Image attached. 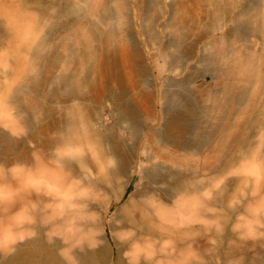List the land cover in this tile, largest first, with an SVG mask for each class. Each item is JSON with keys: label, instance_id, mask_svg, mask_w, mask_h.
I'll return each mask as SVG.
<instances>
[{"label": "rangeland", "instance_id": "rangeland-1", "mask_svg": "<svg viewBox=\"0 0 264 264\" xmlns=\"http://www.w3.org/2000/svg\"><path fill=\"white\" fill-rule=\"evenodd\" d=\"M49 109L81 119L93 156L76 152L90 157L69 174L78 193L47 187L51 200L40 208L26 196L28 161L14 159L29 154ZM0 130L11 138L0 141V264L28 240L25 252L35 253L19 264H68L75 251L82 264H126L113 236L131 210L116 212L138 179L131 173L156 165L163 178L148 190L172 221L149 213L132 225L145 237L138 264L169 254L172 264H260L264 216L244 213L251 184L240 170L264 160V0H0ZM187 140L203 145L182 148ZM122 164L129 172L115 176ZM129 178L121 199L107 203ZM88 185L87 218L100 227L77 250L73 211ZM91 249L103 262L86 256Z\"/></svg>", "mask_w": 264, "mask_h": 264}, {"label": "bare ground", "instance_id": "bare-ground-1", "mask_svg": "<svg viewBox=\"0 0 264 264\" xmlns=\"http://www.w3.org/2000/svg\"><path fill=\"white\" fill-rule=\"evenodd\" d=\"M69 86H71V84ZM69 94L71 95L72 92ZM177 96H176V99H177ZM170 101H173V100H170ZM127 103L129 105L128 108L130 109L129 113H131L136 118L137 113L135 112L134 109H132L134 106L129 102H127ZM171 103L173 104V102H171ZM70 106H71V108H73V104H71ZM126 106H127V104H126ZM46 112H47L46 118H48V120L46 119L47 121L45 123L46 128H44L45 130H42L39 132L40 137H39V135H37V136L35 135L37 133H33L30 136L31 137L30 138L31 139L30 140L31 146L29 148V154H20L19 156H17L14 159L16 162L22 161V160L28 161L29 172L31 174L29 182L32 184V186L27 189V192H26L27 195L26 196H27V198L30 199V201H31L30 204L33 207H36L38 205L44 206L45 204H47L51 200L50 198L47 197L48 193H50L48 191V188L50 189L51 186H57V187L63 186L64 187V186L69 184V189L72 188L71 191H73L74 193H78L79 192L78 188H80V186L77 185L76 183H75V185L73 184L72 179H70L71 177L69 174L74 173L76 171L75 170L76 165L78 166V164L80 167L87 169V164H88L87 161H89L88 159L90 157L89 158L86 156L83 157L80 154L76 155V152H81V151L84 152L86 150V151H88V153H89V151L91 152L90 153L91 155L89 154L90 156H93L92 151H93L94 140L92 138V135L90 134V129L88 127H86V125L81 121L80 118L76 117L74 115V113H71V112L59 114L58 117L53 116L54 115L53 109H51V110L49 109ZM136 121L138 122V120H136ZM194 122L195 121L191 120V121H187L185 124L187 127L188 126L192 127L194 125ZM31 125H32V123H31ZM11 126L12 127L10 128V131L14 132V124H11ZM10 139H11L10 136L8 134H6V132L0 130V141L8 142V141H10ZM201 142H199L197 140H187L185 143H181L180 145L183 146L182 148H188L191 146L201 147V145H203L202 144L203 142L202 143ZM40 148H42L43 151L45 150V151L51 152L50 154L46 155V157L49 160L51 159V161H47L48 159H46V157H43V158L40 157V152H41ZM94 154H96V153H94ZM151 159L152 158L150 156H146L147 161H151ZM49 162H51V163H49ZM57 163L59 165H57ZM116 169L114 172L115 176H116V174L117 175L127 174L130 170V168L127 164L118 168V170H116ZM151 169L152 170L145 169V168L143 169L140 167L139 169H136L135 171H133L131 173L130 178L133 176V174H135L138 177V179L136 180L132 190L126 196L125 203L122 205V207H120L121 209H119L116 212V215H118L119 212H121L125 208H130V210H131L130 217L128 219H126V221H123L120 224L121 232L119 233V236L118 237L113 236V240H114L113 242L115 243L114 246H116V247H118L117 239L119 238L122 240V246H120L119 249L117 250V258L124 259L126 264H138V262L140 261V258H139L140 254L138 252L140 250L139 249V243L145 241V237H143V234H141V235L138 234L139 231L136 232V230H135L136 227L134 228V227H132V225L137 226L140 223H142L144 218L149 213H152L154 215L156 213V215H157L156 217H158L162 221H169V220H170V222L172 221V219H171L172 215H169L167 212H164V211L162 212L158 206L156 207L154 205V201L152 200V198L150 196L148 189L151 186V184L157 183L161 178H163L162 173H160V171L157 170V165L155 167H152ZM240 173H242V175H243V178L240 179V182H242V184L245 185V182L248 181L251 184V188L249 191L250 195L248 197L250 202L242 203L243 204L242 209H243L244 213L247 212L249 214H254L255 216H257L256 219L258 220V219H260L259 217H261L260 215L264 216V160L258 161L251 166H247L246 168H241ZM39 178H40V180L38 181ZM130 178H129V181H127L125 183L122 192L121 193L115 192V194L112 197H110V199L107 200V203H109L110 201L119 199V197L122 196V194L124 195V193L126 192L127 186L129 185ZM41 180H43V181L41 182ZM17 187H18V191H20V187H21V181L20 180L17 181ZM89 188H90V190H89ZM50 190L53 194H55L56 191H52V189H50ZM94 192H95V190H93V188H91V185H88V191H85V192L81 191V194L83 195L82 198H79V200H76L79 207L73 211V214H74V220H75L74 226H76L75 227L76 228L75 235L78 236V239H77V247L78 248H77V250L78 249H81V250L85 249L88 246L90 247L92 245V239L90 238V236L94 230L98 231L99 227H100L99 221L93 220L90 222V220H88V218H87V214H88V212H90L88 207L90 205V202H91V199H92ZM245 193H246V190L243 189L241 197H243L245 195ZM170 194L171 193L166 192V195H170ZM53 197H55V195ZM61 198H59V200H61ZM51 202H53V201H51ZM40 206H38V207H40ZM67 215H70V214L68 213ZM60 216H62V214ZM61 219H63V218H61ZM61 219H60V221H61ZM56 220L57 219H55L54 221L56 222ZM71 224H73V223H71ZM69 225H70V223H69ZM91 228L94 230H92ZM141 228L144 229L143 227H141ZM152 234L153 233L149 232V235H152ZM32 242L33 241L28 240L22 246L18 247L16 254L13 257H11L9 259V261L12 260V264H19L20 261H17V260H20L21 257H23L24 255L29 256L31 254H34L35 252L34 253L29 252V254H27V252H25V249H26L25 247L28 245L34 244ZM40 242L41 241L36 240L35 243L40 246V244H39ZM154 242H155V240H154ZM74 243L75 242L72 241L70 246H72V244H74ZM46 245H47V243H46ZM68 246H69V243L67 244V247ZM50 248H52V247H50ZM249 248H251V249L255 248L253 250V252L255 253V255H257L259 248H258V245L256 243H252V244L251 243H245L243 249L246 250ZM74 249H76V248H74ZM125 250L127 252H125ZM82 255L83 254L79 255L77 253V251H75L74 254H69L68 260H67L68 264H77V263L82 264V263H84L85 262V256H82ZM42 256L43 255L41 253V257ZM86 256L91 257V258L92 257L93 258L98 257V259L102 260V262H103L104 255H103V252H101V251L96 252L95 250L91 249L90 252L86 253ZM149 257L151 258L150 254H148L142 258L147 260V259H149ZM38 258H40L39 253H38ZM168 260H170V258ZM143 261L144 260H142V262ZM164 261H165V259H164ZM171 261H173V260L171 259ZM22 264H24V263L22 262ZM260 264H264V255L262 256V259H260Z\"/></svg>", "mask_w": 264, "mask_h": 264}, {"label": "crops", "instance_id": "crops-1", "mask_svg": "<svg viewBox=\"0 0 264 264\" xmlns=\"http://www.w3.org/2000/svg\"><path fill=\"white\" fill-rule=\"evenodd\" d=\"M173 255L174 254H169V255H165V256H163L164 258H162V262L161 263H165L166 262V264H172L173 263V261H171V259L173 260ZM170 258V260H168ZM164 259H165V261H164ZM164 261V262H163Z\"/></svg>", "mask_w": 264, "mask_h": 264}, {"label": "trees", "instance_id": "trees-1", "mask_svg": "<svg viewBox=\"0 0 264 264\" xmlns=\"http://www.w3.org/2000/svg\"><path fill=\"white\" fill-rule=\"evenodd\" d=\"M130 191H131V190H130ZM130 191H129V192H130ZM129 192H128V193H129ZM128 193L126 192V196L128 195ZM126 196H125V198H126Z\"/></svg>", "mask_w": 264, "mask_h": 264}]
</instances>
